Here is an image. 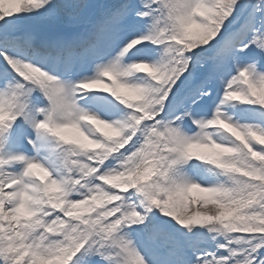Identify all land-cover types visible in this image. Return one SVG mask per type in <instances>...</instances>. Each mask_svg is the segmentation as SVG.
I'll use <instances>...</instances> for the list:
<instances>
[{
    "label": "snow or ice",
    "instance_id": "1",
    "mask_svg": "<svg viewBox=\"0 0 264 264\" xmlns=\"http://www.w3.org/2000/svg\"><path fill=\"white\" fill-rule=\"evenodd\" d=\"M0 264H264V0H0Z\"/></svg>",
    "mask_w": 264,
    "mask_h": 264
}]
</instances>
